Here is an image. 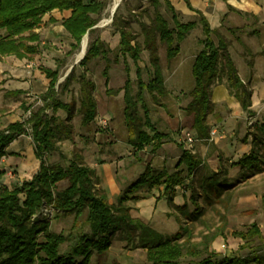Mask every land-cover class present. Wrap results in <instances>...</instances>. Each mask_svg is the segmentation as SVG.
<instances>
[{"label": "rangeland", "instance_id": "rangeland-1", "mask_svg": "<svg viewBox=\"0 0 264 264\" xmlns=\"http://www.w3.org/2000/svg\"><path fill=\"white\" fill-rule=\"evenodd\" d=\"M104 1L107 2V8L95 26V32L87 33L83 38V41L87 40L86 52L90 40L97 36H100L110 48H116L113 46L115 44L113 32H116L113 25L115 15H112L115 0ZM216 1L207 0V5L213 9ZM250 1L254 3L253 6L246 5L244 0H237L242 8L241 12L230 11L228 15L223 16L218 32L230 43L228 50L239 74L253 90L252 109L255 114L250 115L242 109L239 101L231 94L226 78H223L213 86L214 109L208 117L211 130H214L215 134L208 142L197 139L191 127L192 117L188 115L186 108L191 100L189 93L194 87L192 66L197 53L203 47V25L198 13L189 8H181L176 1L179 19L182 22L196 21L197 25L179 44L180 51L173 59L167 58V44L159 43V55L165 84L169 90L168 94L155 99L148 91L145 92L152 122L161 132L169 135V140L165 141L156 152H152V146L137 151L129 145L123 90L127 72L123 58L116 63L113 61V53H109L108 84L103 75L108 64L105 58L93 59L85 67L87 75L96 83L95 97L98 102L96 119L88 125H83L81 115H77L72 121L73 138L58 142L59 149L48 155L50 163L59 162L64 166H67L77 155H81L85 164L94 163L99 166L100 173L101 169H105L103 171L109 173L111 177H106L105 185L100 178L97 187L107 189L106 191H109L111 195L113 183L119 186L123 193L144 172L148 164L159 170L166 168L171 173L178 170L177 158L181 155V144L200 156L203 164L194 175H189L184 166L179 168L184 169L182 174L184 181L176 190L184 195L188 202L187 206L182 207L184 211L180 209V211L173 210L168 215L154 214L150 220L133 217L166 236L183 233L180 242L184 245V255L180 258L179 264H190L208 256H212L213 259L245 257L250 260L249 264H259V262L264 264V203L262 200L264 150L260 148V161H262L260 168H244L237 164L242 157L252 152L250 131L255 129L256 124L264 123V0ZM181 3L185 5L184 0ZM195 4L199 5L197 1ZM254 9L257 15L254 14ZM160 11L170 22V26L175 28L173 13L165 4H162ZM116 12L131 22L138 40L143 43L141 24L151 23L154 14V7L149 0H121ZM49 28H51L50 31H48ZM49 28L42 30L40 34V53L31 56L33 61H21L14 56H7L0 60V67L4 71L0 70L2 127L11 122L28 119L31 112L43 106L42 96L46 90V83H44L46 80L42 76L41 68L55 69L57 65H60V83L65 80L72 67H76L77 75L83 71V67L80 66L81 61L77 62L83 41L78 50L70 53L71 38L65 32L56 30L58 28ZM108 29H112L111 36L105 34ZM231 29H236V33L234 34ZM253 30L259 31V34H252ZM212 37L215 42H218L217 35L214 34ZM237 37H240L241 42ZM127 60L133 81V94L136 95L139 90L138 67L141 68L144 82L148 83L153 75L149 52L143 50L138 63L130 57ZM28 69L31 72V76L28 77L32 80L30 86L25 82L29 78L24 75ZM6 74L16 75L7 79V81L14 79L12 83L1 82V79L7 76ZM24 77L25 80L22 79ZM17 87H24V93L18 96H6V90ZM78 90L79 84L73 82L70 91L59 90L58 95L64 101H70L73 95L78 94ZM26 107H30V110L27 111ZM47 112L52 113L51 110ZM141 113L143 114L142 109ZM57 114L63 118L66 117V113L62 110ZM189 132L194 134L195 138L192 145L186 139ZM22 139L15 144V147L22 142L34 147L31 135H24ZM20 151L25 152L23 149ZM20 160H27L26 152L25 155H20ZM112 161L118 164L109 167ZM3 163L5 165H2ZM7 163L5 159H0V171L5 172L0 179V185L8 186L10 189L21 185L26 179H31L40 168L39 166L36 171L35 168L23 171L19 163L11 164L12 166ZM205 180L219 182V191L213 187H205V183L208 182ZM67 185L68 182L63 181L60 188H65ZM154 191L155 195L160 194L159 189ZM152 192L141 190L139 194L149 197ZM23 196L21 194V197ZM118 198L117 195H112L110 204H116ZM134 203L129 201L131 209ZM44 207L47 206H43L42 209ZM170 207L173 206L170 205ZM47 208H49L48 215L41 209L33 218L48 219L52 231L63 233L67 237V241L61 245V253L68 252L82 234L92 232L91 224L87 219V210L77 216L74 213L65 214L53 207ZM253 224L260 229L261 237L246 239L239 236L238 233H247ZM125 237V233L117 232L109 250L104 253H95L89 264H153L148 259L147 249L137 246V237L132 240H127Z\"/></svg>", "mask_w": 264, "mask_h": 264}, {"label": "trees", "instance_id": "trees-1", "mask_svg": "<svg viewBox=\"0 0 264 264\" xmlns=\"http://www.w3.org/2000/svg\"><path fill=\"white\" fill-rule=\"evenodd\" d=\"M184 1L189 9L200 15L204 33L203 47L197 53L192 66L194 87L189 93L191 100L186 111L192 117L191 127L197 139L208 142L211 139L208 117L214 109V84L226 78L231 94L250 115L255 114L252 109L253 90L239 74L228 50L230 43L218 29L211 27L203 12L194 8L190 0ZM149 2L154 7V14L151 23L141 24L143 43L138 40L131 22L116 12L113 25L121 38L115 49L110 48L100 36L92 38L86 55L80 62L83 71L77 75L76 67H73L61 83L60 65H57L56 69L43 67L42 71L50 79L48 90L42 96L43 106L31 112L28 119L11 122L5 127H2L0 119V159L10 154L7 148L12 142L22 135L29 134L34 142L36 158L40 160L39 171L31 179L24 180L13 189L0 185V264H89L95 253L109 250L117 232L125 233L127 240L137 237V246L147 249L148 259L153 264H179L184 255V245L180 242L183 233L166 236L141 220L134 219L130 213L129 201L137 202L143 199L144 196L139 194L141 190L151 193L164 186L168 202L173 206L176 188L184 181V169L179 168L184 166L189 175H194L203 164L200 156L181 144L178 170L171 173L166 168L159 170L148 164L144 172L124 190L116 204H110L105 192L97 187L100 177L95 169L84 163L81 155L73 158L67 166L48 161V155L59 149L58 142L73 138L72 121L77 115H81L83 125H88L96 119V83L87 75L85 67L93 59L105 58L108 64L103 75L108 84L109 53H113V61L116 63L123 58L127 72L123 90L129 145L137 151L152 146V152H156L169 140V135L161 132L152 122L145 92L148 91L155 99L168 94L159 55V43L167 44L169 60L175 58L180 51L179 44L185 40L197 22H182L172 0ZM162 4L173 13L175 28L170 26V22L160 11ZM228 6L230 10L233 9L231 5ZM106 8L107 2L104 0H0V60L7 56L24 59L36 54L40 43V34L36 29L44 16L55 9L71 10V15L65 18L62 24L71 38L70 53H74L80 48L84 36L95 32V26ZM231 30L236 33V29ZM214 34L218 36V42L213 39ZM252 34L258 35L259 31L254 30ZM237 39L241 42L240 37ZM143 50L149 52L153 75L148 83L144 82L141 68L138 67L139 90L134 95L127 58L130 57L138 63ZM73 82L79 84L78 94L73 95L70 101H64L58 95L59 90L70 91ZM22 93L23 90L7 91L6 96H18ZM26 109L29 111L30 107ZM48 110L52 113H48ZM60 110L66 113V117L57 114ZM249 136L252 137V152L242 157L237 164L244 168H260V148L264 150V123L256 124ZM4 174V171H0V179ZM63 181H67L68 185L60 188ZM205 187H213L219 191V182L208 181ZM21 194L24 196L21 197ZM262 200L264 203V193ZM45 205L77 216L87 210L92 232L82 234L68 252L61 253V245L67 241V237L63 233L52 231L48 219L33 218ZM238 234L246 239L261 237V231L256 224H253L247 233ZM249 263L250 260L245 257L213 259L208 256L190 264Z\"/></svg>", "mask_w": 264, "mask_h": 264}, {"label": "crops", "instance_id": "crops-1", "mask_svg": "<svg viewBox=\"0 0 264 264\" xmlns=\"http://www.w3.org/2000/svg\"><path fill=\"white\" fill-rule=\"evenodd\" d=\"M176 1H178V4L181 5V8L186 9L188 8L186 2L185 5H183L181 3L182 0H172L174 7L176 8V10L178 9L177 7V3ZM193 7L201 10L203 12V14L205 15V17L208 19V21L211 24V27L213 29H218L219 26L221 25V18L223 16H226L229 14L230 11L232 12H241L242 8L240 7V3L237 2V0H228V2H225L224 0H217L216 1V5L214 6L213 9H211L207 4V0H190ZM198 2L199 5H196L195 2ZM236 3H235V2ZM196 7H195V5ZM201 4V5H200ZM229 5H231L233 7V9H229ZM257 7V6H256ZM181 10V9H179ZM254 14L257 15V11L254 9ZM71 15V10H64V11H60L58 9H55L49 13H47L44 18L42 23L40 24V26L36 29V31L41 34L42 30L44 29H48L49 27H53V28H58L56 30H59L60 32H65L68 36L69 34L66 32L64 26H63V20L67 17H69ZM48 27V28H46ZM51 28H49L48 31H50ZM112 29H108L107 31H105V34H112ZM254 31V30H253ZM114 33V40H115V44L113 46L117 47L120 43V38L121 35L120 33L116 30V32ZM103 38L106 39L105 35H103ZM40 42H41V35H40ZM40 44V43H39ZM40 53V49L38 50V52L36 54ZM35 55V54H33ZM9 57V56H8ZM11 57V56H10ZM15 57V56H14ZM17 58V57H16ZM19 59V58H17ZM19 60H28V61H33V59H31V56L29 58H24V59H19ZM28 67L30 68V65H28ZM51 69H54L52 67H48ZM57 68V67H56ZM55 68V69H56ZM0 70L2 71L3 68L0 67ZM4 72V71H2ZM6 72V71H5ZM41 73L43 74L42 76L44 77V80H46L44 83H46V87H45V92L48 90L49 84H50V79L48 77H46L45 73L42 71L41 68ZM11 74V73H10ZM4 77V79H1V82H5V83H12L14 81V79H9L7 81L8 78H13L16 75H8ZM26 78H29L28 76H31V72L30 69L26 70V72L24 73ZM9 76V77H8ZM13 76V77H12ZM22 78L23 80H25L26 78ZM29 86L32 82L31 78L26 79L25 81ZM24 87H17L15 89H9V91H15V90H24ZM8 91V90H6ZM44 92V93H45ZM16 122V121H15ZM24 135L20 136L18 139H16L14 142H12L8 148L7 151L10 154H7L6 156L2 157L3 159H5L8 163V165L12 166L13 164L19 163L20 168H22L23 171H29L32 170L33 168H35V171L37 170V168L40 166V162L39 159L36 158L35 152H34V147L33 146H29V145H25L23 142L21 143V145H17V147H15V144H17L18 142H21L23 139ZM24 150L27 154V160L26 161H22L20 160V155L24 154L22 151L20 150ZM182 153V150H181ZM17 156V157H16ZM181 156V155H180ZM1 158V159H2ZM180 157L178 156L177 158V163L179 162ZM113 163H110L109 167H111V165H116L118 164L116 161H112ZM12 164V165H11ZM2 165H5V163H3ZM90 167H92L93 169L96 170V173L98 172V175L100 178H102V183L103 185H105V181H106V177L108 178L109 176L111 177V175L109 173L104 172L105 169H101V173L98 171L99 166H97L94 163H90L89 165ZM31 168V169H30ZM103 168V167H102ZM104 170V171H103ZM35 171L32 173V175L35 173ZM113 186V190H112V195L116 196L117 198H120V194L122 193V191L120 190L119 186H116L115 183L112 184ZM108 200L110 201L111 199V193L109 191H106L107 189H102ZM154 191V190H153ZM159 192L158 195H155V191L152 192V195L149 197H144L143 199L135 202L132 205V209H131V216L135 217V218H145L146 220H150L154 214H160V213H165L166 215L171 214L174 211H180L183 210L182 207L187 206L188 202L185 199L184 195H181L177 190L174 194V199H173V207H170L169 203H168V196L165 194V190H164V186H161L159 188ZM118 198V199H119ZM118 199L116 202H118ZM110 203V202H109ZM184 211V210H183ZM136 212V213H134ZM184 213V212H183Z\"/></svg>", "mask_w": 264, "mask_h": 264}, {"label": "bare ground", "instance_id": "bare-ground-1", "mask_svg": "<svg viewBox=\"0 0 264 264\" xmlns=\"http://www.w3.org/2000/svg\"><path fill=\"white\" fill-rule=\"evenodd\" d=\"M121 0H115L114 2V5L112 7V11L113 9L115 8L116 5H118L120 3ZM244 2L246 3V5L248 6H253L254 3H252L250 0H244ZM86 48H87V40H84L83 41V44H82V48L78 54V59L82 58L83 54L86 52Z\"/></svg>", "mask_w": 264, "mask_h": 264}, {"label": "built area", "instance_id": "built-area-1", "mask_svg": "<svg viewBox=\"0 0 264 264\" xmlns=\"http://www.w3.org/2000/svg\"><path fill=\"white\" fill-rule=\"evenodd\" d=\"M104 123H106V121H104ZM214 134H215V131H214V130H211V139H212V137L214 136ZM186 139H187V142L190 143V145H192V144L195 142L194 134H192V133H190V132L187 133V135H186ZM42 211H44L45 214L48 215L49 208L44 207V208L42 209Z\"/></svg>", "mask_w": 264, "mask_h": 264}, {"label": "water", "instance_id": "water-1", "mask_svg": "<svg viewBox=\"0 0 264 264\" xmlns=\"http://www.w3.org/2000/svg\"><path fill=\"white\" fill-rule=\"evenodd\" d=\"M119 5H120V3H119L118 5H116L115 8L113 9V12H112V15H113V16L115 15V13H116V11H117ZM85 55H86V52L83 54L82 58H80L79 60H77V62L81 61V60L85 57ZM72 68H73V67H72ZM70 71H71V70H70ZM70 71H69V72H70ZM67 75H68V74H67Z\"/></svg>", "mask_w": 264, "mask_h": 264}]
</instances>
